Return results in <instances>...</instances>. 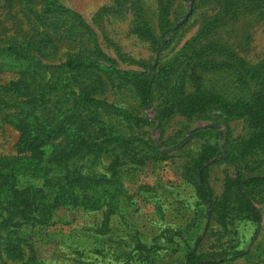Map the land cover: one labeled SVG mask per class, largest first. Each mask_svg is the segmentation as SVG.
I'll use <instances>...</instances> for the list:
<instances>
[{"label":"rangeland","instance_id":"obj_1","mask_svg":"<svg viewBox=\"0 0 264 264\" xmlns=\"http://www.w3.org/2000/svg\"><path fill=\"white\" fill-rule=\"evenodd\" d=\"M231 6L225 0H0V38L32 35L23 13L37 12L54 22L41 31L57 38L56 56L45 64L78 56L96 64L68 74L70 102L89 94L106 104L97 118L91 107L73 115L83 113L86 119L77 121L87 123L77 126L99 136L103 150L91 156L93 164L85 161L84 172L110 182L101 187L99 207L64 204L46 225L8 227L12 240L3 242L0 264H187L192 254L205 263L264 264V182L232 188L242 178H264V144L249 155L238 150L262 124L213 105L191 117L181 111L194 93L229 103L247 98L230 69L214 64L211 43L260 64L264 18L244 12L229 18ZM152 75L144 107L141 89ZM19 78L20 69L0 61V85ZM18 140L19 132L0 119V158L15 155ZM202 184L213 197L207 209L196 195ZM238 192L248 193L258 222Z\"/></svg>","mask_w":264,"mask_h":264},{"label":"trees","instance_id":"obj_2","mask_svg":"<svg viewBox=\"0 0 264 264\" xmlns=\"http://www.w3.org/2000/svg\"><path fill=\"white\" fill-rule=\"evenodd\" d=\"M225 1L232 3L227 11L229 18H235L241 12L258 13L257 18H264V0ZM12 7L10 4V9ZM49 10L56 11L54 6ZM31 14L32 16H27L24 12L23 20L32 35L25 33L21 39L0 38V61L20 69L18 80L0 85V119L19 132L17 153L0 158V231L5 229L6 232L5 235L0 233V249L3 242L12 240V232L8 231V227L27 230L37 224L46 225L53 218L56 207L64 204L99 207L102 201L99 195L101 187L110 183L105 176L84 172L87 167L85 161L93 164L91 156L98 158L99 152L103 150L98 142L100 137L89 135L88 126L81 127L87 122L77 121L84 117L83 113L73 115L77 109L82 112L91 107V115L97 118L99 108L106 104L90 99L89 94L82 100L77 98L70 102L74 88L68 74L81 73L90 66H97L91 59L79 56L59 65L45 64L44 62H49L56 56L57 38L53 31H41V28L53 27L54 22L47 23L37 12ZM81 25L82 21L79 22V26ZM172 31L173 29L166 34ZM196 40L188 44V47L193 48ZM211 47L217 56L213 60L219 61L214 62L219 67L218 70L230 69L232 77L247 98L245 101L229 103L213 94L194 93L181 102V111L191 117L198 110L213 105L222 109L229 117L248 116L256 119L262 124L259 132L238 148L242 154L244 151L249 155L261 149L264 144V60L250 66L223 43L213 41ZM211 47L208 46V49ZM225 51L232 55H226ZM47 71L55 73L47 78ZM155 82L156 77L152 75L141 89L144 107L150 105ZM76 123L81 125L77 126ZM235 156L239 160L246 157ZM261 182H264V178H242L236 180L232 188L242 192V184L247 188L252 183ZM196 192L205 209L212 207L213 197L205 184L198 185ZM240 192L243 205L258 222L260 217L250 204L248 193ZM136 255L140 257L142 254L137 251ZM134 262L138 263V259ZM148 264L155 262L152 260ZM187 264L215 263L199 262L195 254H192L188 257Z\"/></svg>","mask_w":264,"mask_h":264}]
</instances>
